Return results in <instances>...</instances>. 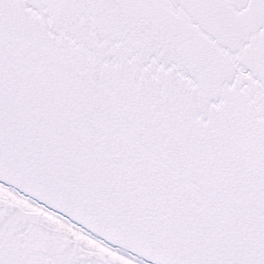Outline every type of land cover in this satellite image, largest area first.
Returning <instances> with one entry per match:
<instances>
[{
    "label": "snow or ice",
    "instance_id": "1",
    "mask_svg": "<svg viewBox=\"0 0 264 264\" xmlns=\"http://www.w3.org/2000/svg\"><path fill=\"white\" fill-rule=\"evenodd\" d=\"M0 264H264V0H0Z\"/></svg>",
    "mask_w": 264,
    "mask_h": 264
}]
</instances>
